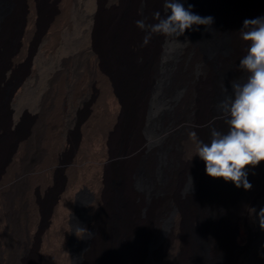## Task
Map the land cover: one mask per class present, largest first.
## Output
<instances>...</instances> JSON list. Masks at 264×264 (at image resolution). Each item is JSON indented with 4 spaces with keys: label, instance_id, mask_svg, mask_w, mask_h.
Wrapping results in <instances>:
<instances>
[{
    "label": "bare ground",
    "instance_id": "obj_1",
    "mask_svg": "<svg viewBox=\"0 0 264 264\" xmlns=\"http://www.w3.org/2000/svg\"><path fill=\"white\" fill-rule=\"evenodd\" d=\"M34 2L0 0V88L25 50L38 15ZM50 2L37 31V55L56 53L62 36L80 22L76 31L89 61L81 74L79 61L68 69L74 84L59 82L56 108L41 131L38 116L14 131L17 98L33 82V71L0 91V264H12L21 252L28 255L22 264H73L72 236L77 264H217L219 256L220 264H264L262 229L247 257L237 251L226 259L220 251L222 234L229 228L232 242L240 218L245 227L259 226L249 208H264V162L246 169L250 190L214 179L189 137L195 131L208 142L210 134L187 125L205 128L222 119L211 100L223 85L246 79L239 61L249 45L241 24L264 16V0L203 1V14L217 17L223 36L209 31L214 46L225 49L227 42L210 59L190 30L178 40L137 26V20L156 23L153 13L164 14L163 0H91L83 13L74 0ZM179 53L180 62H171ZM114 160L118 169H110ZM51 184L42 211L38 192ZM84 188V219L72 225ZM199 246L208 262L196 253Z\"/></svg>",
    "mask_w": 264,
    "mask_h": 264
},
{
    "label": "clouds",
    "instance_id": "obj_2",
    "mask_svg": "<svg viewBox=\"0 0 264 264\" xmlns=\"http://www.w3.org/2000/svg\"><path fill=\"white\" fill-rule=\"evenodd\" d=\"M187 0H163L164 14L160 10L153 13L154 24L137 20V26L150 33L178 37L186 30L198 31V26L205 28L214 23L212 16H200L191 11L193 4ZM197 26V27H194ZM241 39L248 43L246 54L240 59L239 67L247 73L243 83L230 82L231 94L219 103L222 119L227 124V131L213 128L210 139L204 142L197 133L191 131L189 137L196 143V152L205 165V172L212 178H221L232 182L237 188H252L247 179L246 169L264 162V16L243 20ZM146 36L144 43H147ZM179 40V39H178ZM229 85L222 86L227 93ZM192 158V157H191ZM191 188L192 177L189 175ZM256 214L259 226L264 230V208L258 212L249 208V214Z\"/></svg>",
    "mask_w": 264,
    "mask_h": 264
},
{
    "label": "rangeland",
    "instance_id": "obj_3",
    "mask_svg": "<svg viewBox=\"0 0 264 264\" xmlns=\"http://www.w3.org/2000/svg\"><path fill=\"white\" fill-rule=\"evenodd\" d=\"M74 1L76 3V6L78 5L79 11L82 12V13H83L84 10H86V9L88 10L90 8L89 5H91V0H84V1L83 0H74ZM188 1L189 0H187L186 3L193 4V7L191 9L192 12H194V13L202 16V17L205 16V14H207V16H212L214 18V23L211 26L205 28V26L200 25V26H198V28H199L198 31L190 30L192 38L195 41H197V42H199L201 44L203 56L205 58H207V59H210L215 52L226 50L227 42L225 44V46H226L225 49H221L219 47L217 48V47L214 46L213 41L209 37V31H210V34L213 33L215 35V37L218 38V39L222 38L223 36H221V37L218 36L219 22H218L217 17L214 14H210V13H206V12H204V14H203L202 7H203V1L204 0H191L189 2ZM222 1H225V0H222ZM33 2H34V5H36V9L38 11V15H37L35 24H34L32 30H31V33H30V35H29V37L27 39V42L25 43V46H24V49L27 50V51L24 50L26 54L23 51V55H22V57L17 59L18 60L17 63H16V61H14L12 64H10V68L11 69L9 68L7 70L8 72L7 73L5 72V79L6 80L4 79V82H3V84L1 85V88H0V91L2 93L7 88H9L13 83H15V80L17 82L21 78V76H27L30 73V71H33V73H34V79H33L34 83L32 82L33 84L32 83L28 84L25 87V89L21 92V94L18 96V98H17L16 104L17 103H20V104L16 105V108L18 109L19 113H18V117H17V121H16L17 124L15 125V128H14L15 132L23 131L25 126L27 125V123L31 119H33V116H38L39 117L38 120L40 119L39 120L40 122L39 121L38 122L40 124H38V125H39V129L41 131L44 123L46 122L45 125H47L48 122L50 121V119H51L50 116H52L51 114L53 113L54 109L56 108L55 107L56 106V104H55L56 103V99L55 98H57V95H58V92H59V85H60L61 81L63 79H65V81H70V83L72 82L73 76L70 75V71L69 70H70V68H72V65L74 64L75 60L79 61L78 62L79 65L77 67H79L78 70L80 71V74H81V71H83L82 69L85 66V64H87V62L89 61L88 56L83 54L82 47H81L82 44H83V39H81V38H83V36L80 35V32H77V31H80L79 30V27H81V23L80 22H79V24L76 23L74 26H72L73 30L71 29L69 31V33H65L62 36V39H63L62 40V44H61V46L59 47V49H58V51L56 53H54L53 55H50V56L37 55L36 51L38 49V43H39L38 38H37V31L39 30L40 26L43 23L42 19H44L45 14L50 10V8H52V3L50 2V0H37V1L33 0ZM85 2H88L89 4L85 3ZM187 6H188V4H187ZM80 8H82V10ZM194 27H197V26H194ZM33 35L35 36V38H34ZM71 36H72V39H71ZM79 39H81V41ZM74 45H76V46H74ZM72 51H74L75 53L72 52ZM60 53H61V55H60ZM75 56L76 57L78 56V57L76 58ZM42 57H44V58H42ZM180 60H181L180 53L179 54H175L171 58V62H180ZM34 61H36V62H34ZM65 61L68 62V63L65 64L66 63ZM69 61H70V64H69ZM35 63H37V64H35ZM36 72H37V74H35ZM48 73H50V74H48ZM69 78H71V79H69ZM80 78L82 79L83 76H76V80H78V82L81 80ZM52 87H53V89H52ZM230 94H231V87L228 88V92L227 93H225L222 90H220L217 93V95L215 97H213V99L211 100V107L213 109H215V110H220L219 109L220 101L223 100L226 95H230ZM48 98H49V100H48ZM46 100H48V101H46ZM50 110H51V113H49ZM44 111H45V113H44ZM42 114L45 117H47L48 121L45 119V117ZM41 121H43V122H41ZM153 124H154V120L152 121V124L151 123L149 124V126L153 125ZM187 125L194 127L197 130L198 133L210 134V132H211V130L213 128L218 129L219 127H224L227 124L225 123L224 119H220L219 122H216L213 125L211 124L210 126L205 127V128L200 126V125H198L197 122L188 123ZM157 146H159V145H157ZM114 161H113V164L110 166V169H118L120 167V164H121L120 161H118V160L115 161V162ZM58 172L59 171L56 170L55 174H57L56 177L59 180V178L61 177L60 176L61 172H59V173ZM54 188H55V184H51L50 187L48 186V188L44 190V192L43 191H40L41 193L38 192V198H37V201L39 200L38 201V207L42 211L46 210L48 202H49V199H50V197H51V195H52V193L54 191ZM80 190L77 192V195H76V209H75V212H74L73 216L71 217V224L73 223L75 225L78 224L79 222H81L84 219V217H83L84 216L83 203L85 202V200L87 198V194H89L85 188H84V190H81V191ZM83 191H84V193H83ZM260 209L261 208L259 207V210ZM240 220H241V218L238 220L239 222L237 221L239 227L238 228L236 227V229L234 230L236 234L234 235L232 242L230 241V239H229L230 237L228 235L230 233L229 228H227L224 231V233L222 234L220 251L222 252V256L224 258H226V259L227 258L230 259L232 256H234V254L237 251H240L241 254H243V255H245L247 257L248 254L250 253V249H252V246L261 237L262 230H261V228L259 226L255 228V225H246V227H245V224L243 225L242 221H240ZM253 228H255V229H253ZM247 233L248 234L250 233V234L248 235ZM242 236L245 237V240H244V238ZM234 238H236V239H234ZM237 239H239V240H237ZM242 239H243V241H241ZM68 241H69L68 243H69V247H70V251H71L73 264H77L76 253H74L75 252V248H76L75 237H73V236L70 237ZM196 253L199 255V257L201 256L200 258L203 261L208 262V260L206 259L205 254H204L203 249H202L201 246H199L197 248ZM27 257H28L27 254L25 255L24 252H21V254L19 255V257L17 258L16 261L14 259L11 261V258H10V261H11L12 264L13 263L15 264V262L17 264L18 263L22 264V262L25 261L27 259ZM18 259H20V260H18ZM222 259L223 258H221V256H219L217 264H220Z\"/></svg>",
    "mask_w": 264,
    "mask_h": 264
}]
</instances>
